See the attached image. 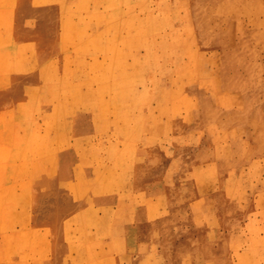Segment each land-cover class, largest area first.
<instances>
[{"label": "rangeland", "instance_id": "1", "mask_svg": "<svg viewBox=\"0 0 264 264\" xmlns=\"http://www.w3.org/2000/svg\"><path fill=\"white\" fill-rule=\"evenodd\" d=\"M42 1L47 8H42ZM146 1V7L135 8L140 19L126 26L121 18L120 30L118 20H113L106 32L97 28L104 34H97L74 23L77 0H6L15 6L18 28L11 55L0 49V65L29 71L11 80V72L0 71V111L20 118L17 129L25 128L28 134L6 138L10 144L1 146L0 161L12 168L24 160L38 173L43 152L54 145L56 133L71 127L66 115L79 114L96 129L94 135L80 139L82 146L91 144L93 187L102 178L112 185L127 180L132 191L137 179L145 194H160L159 217L143 225L145 237L156 244L144 264H197L200 253L208 255V264H216L211 259L219 264H242V259L261 264L264 0ZM97 5L96 12H104L105 6ZM93 9L87 4L89 12ZM149 9L151 21L142 25ZM57 12L71 16L69 33L76 36L60 51ZM78 32L92 35L100 49L95 54L98 60L74 55L76 47L89 43L76 42ZM102 37L104 42H98ZM8 43L7 34L0 31V47ZM50 46L55 49L48 51ZM102 48H118L120 62ZM24 49L32 52L25 50L20 58ZM110 93L116 98L113 103ZM97 96L107 102V119L94 103ZM19 98L26 100L16 104ZM125 112L128 116L122 118ZM7 119L0 126L14 123ZM80 123L83 128L87 122ZM42 129H48L51 139L41 136ZM253 230L261 238L255 246L256 254H261L256 257L250 248ZM126 264L135 263L129 257Z\"/></svg>", "mask_w": 264, "mask_h": 264}, {"label": "crops", "instance_id": "2", "mask_svg": "<svg viewBox=\"0 0 264 264\" xmlns=\"http://www.w3.org/2000/svg\"><path fill=\"white\" fill-rule=\"evenodd\" d=\"M40 4L48 6L46 1ZM14 8L0 0L4 16L0 31L9 41L0 49L10 55L18 28ZM25 50L31 51L24 49L20 58ZM15 67L0 65V71L11 72L10 80L29 71ZM24 100L19 98L16 104ZM5 117L14 123L0 126V148L3 143L10 144L6 138L17 136V132L20 137L28 134L25 128L17 129L20 118L0 111V121L5 122ZM80 117L66 115L71 127L63 134L56 133L54 145L43 152L38 173L24 160L16 161L12 168H5L0 161V264H126L129 257L135 264H144L154 254L149 250H154L155 241L145 237L143 225L153 224L159 217L160 194H145L137 179L132 191L127 180L112 185L102 178L93 187L88 155L91 144L82 146L80 139L94 135L96 129L89 127L88 118ZM81 120L87 122L83 128ZM40 133L51 139L48 129ZM211 260L219 264L217 259ZM208 263V255L200 253L197 264Z\"/></svg>", "mask_w": 264, "mask_h": 264}, {"label": "bare ground", "instance_id": "3", "mask_svg": "<svg viewBox=\"0 0 264 264\" xmlns=\"http://www.w3.org/2000/svg\"><path fill=\"white\" fill-rule=\"evenodd\" d=\"M92 4V7L94 8L93 10H91V12H89L88 10H87V4ZM146 3H147V1L146 0H137V1H132V0H77V4H76V6H77V8H75L76 9V11L75 12H78V14H77V20L78 21H76V22H74V23H77V25H78V28H83L84 30H89V31H96L97 30V28L98 29H105L106 27H107V25L109 24V23H111L113 20H118V22H115L116 23V25L117 24H119L121 21H122V19H123V21H124V23L126 24V26L132 21L133 22V19H140V18H138V16H136V14L134 13V11H135V8L136 7H138V6H140V7H146L145 5H146ZM97 4H103L104 6H105V8H104V12H96V10H95V8H96V5ZM173 5V4H172ZM98 7H99V5H97ZM58 9H60V11L63 9H61V7H59ZM72 10V9H71ZM74 10V9H73ZM90 10V9H89ZM74 12V13H75ZM147 13H146V15L145 16H143L142 18H141V23H142V25H148L149 24V20L151 21V18H152V16L150 15V9H149V11H146ZM48 13V12H47ZM47 13H46V15H47ZM72 14H73V12H71ZM64 14V13H63ZM174 14V13H173ZM57 16H58V26H60L61 27V29H62V32H61V41L59 42V44H57L58 45V47H57V50H59L60 51V46H63V44H64V42L65 41H70L71 39L72 40H74V38H76V36H74V34H72V32H71V34L69 33V24L72 22V20L70 19V17H66L65 16V14L64 15H62L60 12H57V14H56ZM68 15V14H67ZM172 15V14H171ZM73 16V15H72ZM158 16V15H157ZM46 17H48V15L46 16ZM161 17V16H160ZM159 16H158V18L159 19H161ZM66 18H68V19H66ZM119 18V19H118ZM122 18V19H121ZM121 19V20H120ZM155 19V18H154ZM71 20V21H70ZM120 20V21H119ZM167 20V19H166ZM165 20V21H166ZM74 21V20H73ZM122 21V22H123ZM47 22H49V21H47ZM46 22V23H47ZM167 22H168V20H167ZM136 23V22H135ZM163 23H164V21H163ZM48 24V23H47ZM55 24H56V22H55ZM132 24V23H131ZM165 24V23H164ZM167 24V23H166ZM71 25H73V23L71 24ZM110 26H112L111 24H109ZM138 25V24H137ZM109 26V27H110ZM115 26V25H114ZM119 25H117V27H118ZM74 27V26H73ZM116 27V28H117ZM121 27H122V25H120V27H118V29L120 30L121 29ZM72 28V27H71ZM78 28L76 27V30H74V31H77L78 30ZM112 28V27H111ZM179 28V27H178ZM182 28V27H181ZM193 29H195V28H193ZM110 30V29H109ZM114 30H115V28H114ZM118 30V31H119ZM151 30V29H150ZM89 31H87V32H89ZM99 30H97L96 32H97V34H99V32H101V33H103L101 30L98 32ZM129 31H131V30H129ZM129 31H128V33H129ZM105 32H106V29H105ZM111 32V31H110ZM147 32H148V30H147ZM90 33V32H89ZM95 33V32H94ZM100 33V34H101ZM128 33H127V35H128ZM149 33V32H148ZM152 33V32H151ZM150 33V34H151ZM76 35H77V40H79V41H77L76 40V42H80L81 40L84 42V39L86 40V41H88V39H89V43L86 45V46H83L82 48H79V46H78V44L75 42V44L74 45H76L77 44V46H78V48L76 47V50H75V52H73L74 53V55H78V56H80L81 58H83L84 56H90L91 58H93V59H95V60H98V59H96L95 58V54H96V52H98L100 49H97V46L96 45H94V39H93V37H92V35L91 34H88V33H84V34H82V33H80V32H78V33H75ZM96 34V33H95ZM94 34V35H95ZM104 34V33H103ZM112 35V34H111ZM120 35H121V33H120ZM97 36V35H96ZM100 36L101 35H99L98 37H99V39H100ZM213 36V35H212ZM132 37V36H131ZM103 38V37H102ZM101 38V39H102ZM104 38H106V37H104ZM104 38L102 39V41L101 40H99L98 42H104L103 40H104ZM108 38V37H107ZM70 39V40H69ZM109 39V38H108ZM111 39H113L112 38V36H111ZM81 41V42H82ZM82 42V43H83ZM138 42V41H137ZM136 42V43H137ZM81 43V44H82ZM80 44V43H79ZM80 44V45H81ZM84 44V43H83ZM98 44H100V43H98ZM105 44H106V42H105ZM110 44V43H109ZM103 45V44H102ZM175 45H176V40L173 38L172 39V42H171V44H170V46L173 48V47H175ZM100 47H101V44L99 45ZM105 46V45H104ZM115 46V45H114ZM74 48H75V46H74ZM116 48V47H115ZM119 48V47H118ZM104 49V48H102L103 49V51H104V53L107 55V56H111V57H113L114 58V60L116 61L117 60V51H119V49ZM48 51H53L55 48L54 47H52V46H50V47H47L46 48ZM238 49V48H237ZM106 55H105V57H106ZM99 56V55H98ZM110 57V58H111ZM109 58V59H110ZM107 59V58H106ZM109 59H107L108 61H109ZM94 60V61H95ZM121 60H122V58H121ZM93 61V60H92ZM107 61V62H108ZM114 61V62H115ZM118 61V60H117ZM96 62V61H95ZM99 62H101V61H99ZM111 62V64H112V61H110ZM114 62H113V67L112 68H114L115 66H114ZM118 62H120V58H119V61ZM121 63H123V61L121 62ZM119 64V63H118ZM117 64V65H118ZM108 65V64H107ZM124 65H126V64H124ZM190 65V64H189ZM120 66L122 67L123 65L122 64H120ZM119 66V67H120ZM99 67V66H98ZM120 67V68H121ZM124 67V66H123ZM90 68V67H89ZM101 68H102V66H101ZM110 68V65L108 66V69ZM96 69H97V67H96ZM123 70H124V68H122ZM100 71H101V69H100ZM99 71V72H100ZM115 71V70H114ZM110 72V71H109ZM92 73V72H91ZM90 73V74H91ZM110 73H112V75H114L113 74V70H112V72H110ZM93 74L94 73H92V77H93ZM97 76H101L100 75V73L97 75ZM94 78H95V75H94ZM112 80H113V78H111ZM109 80L110 82H111V84H112V80ZM99 80V79H98ZM98 80H97V82H98ZM115 80V79H114ZM177 81V80H176ZM176 81H174L175 83H176ZM95 82H96V80H95ZM104 82V81H103ZM114 82V81H113ZM107 83H109V82H107ZM99 84V83H98ZM104 84H106V81L104 82ZM110 84V83H109ZM108 84V85H109ZM177 84V83H176ZM175 84V85H176ZM97 86H99V85H97ZM112 86V85H111ZM100 87V86H99ZM105 87H106V85H105ZM150 87V86H149ZM103 88V87H102ZM111 88H113V87H111ZM216 88V87H215ZM106 89V88H105ZM100 90V89H99ZM99 90H97V91H99ZM102 90H104V89H101V91ZM180 90V89H179ZM105 91V90H104ZM157 91V90H156ZM103 92V91H102ZM112 92V91H111ZM155 92V91H154ZM98 93H100V92H98ZM123 93H125V92H123ZM123 93H121V94H123ZM187 93V92H186ZM111 94V93H110ZM120 94V95H121ZM103 95H104V93H103ZM125 95H128V94H125ZM124 95V96H125ZM111 96H112V94L110 95V98H111ZM123 96V95H122ZM121 96V97H122ZM99 97H100V95H99ZM98 96L97 97H95V105H99L100 107V113H102V115L104 116V117H106V119H107V117H108V115H107V112H106V105H107V102H105V101H103V100H101V98H99ZM163 97V96H162ZM157 98V97H156ZM209 98V97H208ZM117 99H119V98H117ZM121 99V98H120ZM154 99V98H153ZM159 99H160V97H159ZM107 100V99H106ZM111 100H112V103H113V101L114 100H116V98H114V96L111 98ZM158 100V99H157ZM168 100V99H167ZM167 100H166V103H167ZM159 102H161L160 100H158ZM158 102V103H159ZM208 102H209V100H208ZM111 103V102H110ZM162 103V102H161ZM211 103V102H210ZM165 104V103H164ZM209 104V103H208ZM214 104V103H213ZM163 106V105H162ZM164 106H166V105H164ZM214 106H216V105H214ZM159 107V106H158ZM209 107V106H208ZM211 107V106H210ZM212 109H213V107H212ZM217 109V108H216ZM153 111H154V109H153ZM213 112H215V111H213ZM153 113V112H152ZM212 114V113H211ZM122 115V114H121ZM127 115V112H125L124 113V115H122L123 117L122 118H124L125 116ZM128 116V115H127ZM159 116V115H158ZM253 224H255V223H253ZM259 226V225H258ZM251 243H250V248H252L254 251L252 252V254L250 253V251H249V255L251 254V255H253V256H257V254H258V256L261 254H259V253H257L256 254V252H255V246H256V244L257 245H259L257 242L258 241H260V237H259V235H258V233H257V231L256 230H253V231H251ZM263 241V240H262ZM249 246V245H248ZM247 256V255H246ZM245 256V257H246ZM254 257V258H255ZM246 258H248V257H246ZM262 258H263V255H262ZM235 259V258H234ZM257 259H260V258H257ZM256 259V260H257ZM242 261V264H250L247 260H245V259H242L241 260ZM254 261V260H253ZM258 261V260H257ZM252 263H254V262H252ZM258 263H259V261H258ZM262 263H264V262H262ZM261 263V264H262Z\"/></svg>", "mask_w": 264, "mask_h": 264}]
</instances>
